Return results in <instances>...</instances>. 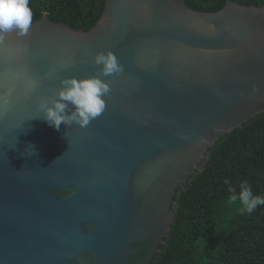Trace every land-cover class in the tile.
Listing matches in <instances>:
<instances>
[{
  "label": "water",
  "instance_id": "obj_1",
  "mask_svg": "<svg viewBox=\"0 0 264 264\" xmlns=\"http://www.w3.org/2000/svg\"><path fill=\"white\" fill-rule=\"evenodd\" d=\"M119 74L86 127L50 126L60 81ZM264 111V6L106 0L88 31L48 14L0 43V264H152L175 196L211 149ZM70 145V146H69ZM31 148L34 154L29 155ZM60 157L59 159H57Z\"/></svg>",
  "mask_w": 264,
  "mask_h": 264
},
{
  "label": "trees",
  "instance_id": "obj_2",
  "mask_svg": "<svg viewBox=\"0 0 264 264\" xmlns=\"http://www.w3.org/2000/svg\"><path fill=\"white\" fill-rule=\"evenodd\" d=\"M106 0H30L32 23L51 20L88 31ZM228 1L264 6V0H186L198 11L216 12ZM175 196L171 230L152 264H264V206L240 215L227 205L230 180L247 181L264 195V111L225 135Z\"/></svg>",
  "mask_w": 264,
  "mask_h": 264
},
{
  "label": "clouds",
  "instance_id": "obj_3",
  "mask_svg": "<svg viewBox=\"0 0 264 264\" xmlns=\"http://www.w3.org/2000/svg\"><path fill=\"white\" fill-rule=\"evenodd\" d=\"M29 4L30 0H0V43L3 42L5 35L12 31L19 36L28 34L33 18ZM93 63L99 66V75L80 79L63 78L54 99L50 102L46 99L39 101L38 107L43 119L50 126L57 130L61 123L65 126L75 123L80 127H86L91 120L104 112L106 108L104 97L111 89L101 76L119 74L123 71V66L111 51L97 53L93 57ZM28 154H34L31 148ZM224 184L228 185L227 205L235 207L240 215H251L259 206H264V195H255L247 181L239 184V190L228 179L224 180Z\"/></svg>",
  "mask_w": 264,
  "mask_h": 264
}]
</instances>
